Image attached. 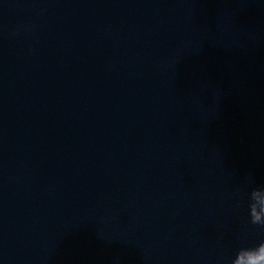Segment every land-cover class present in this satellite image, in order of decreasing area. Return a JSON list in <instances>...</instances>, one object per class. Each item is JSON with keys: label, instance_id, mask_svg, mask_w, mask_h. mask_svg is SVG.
Segmentation results:
<instances>
[{"label": "clouds", "instance_id": "1", "mask_svg": "<svg viewBox=\"0 0 264 264\" xmlns=\"http://www.w3.org/2000/svg\"><path fill=\"white\" fill-rule=\"evenodd\" d=\"M257 188H252V190L249 193V213L251 216V223L254 225H260L261 227H264V222L260 220L259 215L256 214L255 208L253 207V199L252 197L255 196L257 192ZM248 251L252 255V258L250 260V264H264V241L260 242L255 247L248 248Z\"/></svg>", "mask_w": 264, "mask_h": 264}]
</instances>
